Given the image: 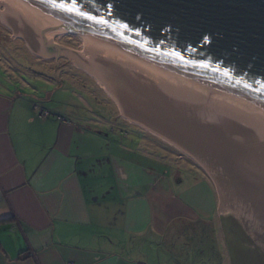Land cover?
<instances>
[{"label":"water","instance_id":"1","mask_svg":"<svg viewBox=\"0 0 264 264\" xmlns=\"http://www.w3.org/2000/svg\"><path fill=\"white\" fill-rule=\"evenodd\" d=\"M0 26L207 170L233 263L264 264V0H0Z\"/></svg>","mask_w":264,"mask_h":264},{"label":"crops","instance_id":"2","mask_svg":"<svg viewBox=\"0 0 264 264\" xmlns=\"http://www.w3.org/2000/svg\"><path fill=\"white\" fill-rule=\"evenodd\" d=\"M14 82L0 80V264H198L195 225L224 230L213 180L165 155L148 166L145 148L98 156L102 116L42 118Z\"/></svg>","mask_w":264,"mask_h":264},{"label":"rangeland","instance_id":"3","mask_svg":"<svg viewBox=\"0 0 264 264\" xmlns=\"http://www.w3.org/2000/svg\"><path fill=\"white\" fill-rule=\"evenodd\" d=\"M14 47L18 49L19 53L16 59L13 58V51L9 50ZM0 54L2 56L0 59V80L6 82L10 87L12 84L14 85V81L18 86L24 85V83L29 85L26 87L24 95L32 102L38 114L40 110L49 109L46 111H51L52 114L102 116L104 120L98 124V127L102 129L104 135L100 142L93 143L96 150L94 154L105 156L106 152L113 150L115 154L124 155L128 159L137 161L140 160V157L133 153H137L138 148H145L156 153L154 157L143 161L148 166L159 167L163 170L159 160L161 155H165L171 162L177 163L183 171L187 172L186 168H192L196 170L198 177H209L212 180L210 173L181 148L148 131L143 126L132 124L122 117L127 121L125 122L120 118L121 114H115L119 107L115 108L111 104L110 101L114 100L111 95L84 70L72 66L69 59H59L57 67L55 58L45 59L26 50L24 41L2 26H0ZM106 135H109V138ZM122 145L127 146L129 151L126 152ZM185 172L183 173L189 180L195 178L193 170L192 173ZM188 174H191V177ZM218 202L219 205L220 199ZM196 226V231L193 230V234L196 236L193 237L199 241H197L198 246L189 248L190 257L198 259V264H234L224 230L216 225L209 226L208 231H204L205 229L200 225ZM203 232L208 233L207 238L203 236ZM201 236L208 241L203 244ZM188 240L187 236L183 237L184 242ZM217 249L220 250L219 255L223 256L224 263L217 260L219 258Z\"/></svg>","mask_w":264,"mask_h":264},{"label":"flooded vegetation","instance_id":"4","mask_svg":"<svg viewBox=\"0 0 264 264\" xmlns=\"http://www.w3.org/2000/svg\"><path fill=\"white\" fill-rule=\"evenodd\" d=\"M102 90H104L103 88H102ZM105 91V90H104ZM106 92V91H105ZM107 93V92H106ZM108 97V96H107ZM110 100H111V98H109ZM111 102V104L113 105V106H115V108H117V106L119 107V105L118 104H116L117 102H115L114 100H111L110 101ZM119 110H120V107H119ZM119 110H116L115 111V114H122V112H121V110L119 111ZM121 116V115H120ZM121 119H123L122 117H120ZM125 119V118H124ZM123 119V120H124ZM126 120V119H125ZM124 120V121H125ZM125 122H127V121H125ZM132 124H135V123H132ZM127 125H129V124H127ZM136 125V124H135ZM133 128H135V129H138V128H136V127H134L133 125H131ZM237 251H238V258H240L241 256H243L242 254L243 253H245L246 251L244 250V252L243 253H241L242 252V250H239L238 248L236 249ZM243 259V258H242ZM260 257H258V256H256L255 258H254V261L257 263V264H259L261 261H260Z\"/></svg>","mask_w":264,"mask_h":264},{"label":"built area","instance_id":"5","mask_svg":"<svg viewBox=\"0 0 264 264\" xmlns=\"http://www.w3.org/2000/svg\"><path fill=\"white\" fill-rule=\"evenodd\" d=\"M47 115H48V113L47 112H45V111H43V110H40V117H47Z\"/></svg>","mask_w":264,"mask_h":264},{"label":"snow or ice","instance_id":"6","mask_svg":"<svg viewBox=\"0 0 264 264\" xmlns=\"http://www.w3.org/2000/svg\"><path fill=\"white\" fill-rule=\"evenodd\" d=\"M82 15H83V13H81ZM89 18H91V17H89Z\"/></svg>","mask_w":264,"mask_h":264}]
</instances>
